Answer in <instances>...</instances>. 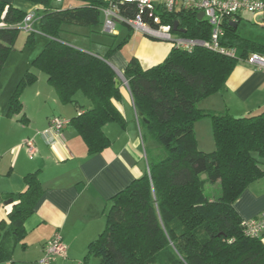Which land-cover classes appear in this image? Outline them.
<instances>
[{
  "label": "trees",
  "instance_id": "obj_1",
  "mask_svg": "<svg viewBox=\"0 0 264 264\" xmlns=\"http://www.w3.org/2000/svg\"><path fill=\"white\" fill-rule=\"evenodd\" d=\"M74 1L77 4L63 7V0H0V78L14 51L18 27L29 13L15 3L39 6L31 11V30L23 29L27 46L35 45L36 35L45 38L31 66L46 76L62 103L78 109L70 124L95 154L109 143L103 126L123 121L115 105L121 81L117 86V73L107 62L116 48L100 55L74 47L63 37L70 27L98 33L108 0ZM126 7L133 10V4ZM161 16L164 24L178 22L184 30L177 32L181 36L209 39V25L195 11L178 9ZM224 33L221 43L235 48L234 56L172 46L162 62L145 69L136 57L128 59L122 77L140 127L152 143L146 149L147 172L110 199L104 229L89 243L86 258L95 255L100 264H264L262 236H246L234 208L247 185L264 176V111L235 117L198 107L224 87L238 62L264 51L263 44L238 34L230 22L224 24ZM133 34L127 26L123 42ZM35 81L36 74L26 70L10 95L7 116L21 113L22 90ZM78 93L88 105L78 103ZM205 117L211 119L215 145L210 153L198 149L194 134V124ZM24 183L25 189L9 198L0 261L10 258L24 236V222L43 193L37 172L26 174ZM206 183L218 184L219 193L207 195Z\"/></svg>",
  "mask_w": 264,
  "mask_h": 264
},
{
  "label": "crops",
  "instance_id": "obj_2",
  "mask_svg": "<svg viewBox=\"0 0 264 264\" xmlns=\"http://www.w3.org/2000/svg\"><path fill=\"white\" fill-rule=\"evenodd\" d=\"M15 5L26 12L40 8L28 2H16ZM244 15H248L254 25L264 28L247 13L238 16L236 27ZM121 27L123 29V26L118 28ZM133 35L148 55L144 59L135 53L144 69L159 62L170 50L156 39L149 37L150 40L141 33ZM245 38L264 45L262 38ZM260 53L264 54V51ZM32 59L24 61V66L17 62L9 72L4 68L0 78V233L1 226L8 223L11 208V203L5 202L25 189L26 174L37 172L43 193L24 222V236L14 245L10 258L0 264H38L44 243L55 232L60 233L66 254L47 264H100L95 255L86 258L88 245L104 229L110 199L147 172L149 137L140 127L128 87L120 82V100L115 105L123 121L103 126V133L109 139L104 149L90 154L76 127L70 124L55 145H47L41 138H35V150L29 154L23 142L44 130L51 117L70 120L78 114L73 104L60 101L46 76L36 70V81L22 90L21 113L15 117L7 116L10 95L25 71L31 69ZM128 59L127 54L118 52L107 58L119 80ZM77 101L82 106L88 105L81 96H77ZM198 107L214 113L228 112L235 117L264 111V72L238 62L224 87L202 100ZM210 125V118L194 124L198 142L199 137L203 138V127H209L210 135ZM212 141L207 140L206 146H212ZM234 208L242 220L255 217L264 209V176L247 185ZM262 241L264 243V235Z\"/></svg>",
  "mask_w": 264,
  "mask_h": 264
},
{
  "label": "built area",
  "instance_id": "obj_3",
  "mask_svg": "<svg viewBox=\"0 0 264 264\" xmlns=\"http://www.w3.org/2000/svg\"><path fill=\"white\" fill-rule=\"evenodd\" d=\"M60 1V0H58ZM126 3L133 4V10L126 7ZM192 10L203 12V18L209 25V39L190 38L173 31V26L162 23V14H170L175 10ZM102 30L107 34H116L120 24L127 25L134 33H141L150 38L166 41L176 48L192 50L204 47L226 56H234L235 48L221 43L224 37V24H234L241 13L250 14L255 22L264 25V0H108L101 10ZM32 12L27 13L23 29L31 30L34 20ZM243 62L254 69L264 72V54L252 53ZM127 87L126 81L120 77ZM70 125V120L61 116L50 118L47 127L36 133L47 145H55L60 140L64 130ZM35 136L26 139L23 147L29 154L35 150ZM243 233L256 238L264 235V209L255 217L242 220ZM66 254V246L59 232L47 240L42 248V256L38 264H47Z\"/></svg>",
  "mask_w": 264,
  "mask_h": 264
},
{
  "label": "rangeland",
  "instance_id": "obj_4",
  "mask_svg": "<svg viewBox=\"0 0 264 264\" xmlns=\"http://www.w3.org/2000/svg\"><path fill=\"white\" fill-rule=\"evenodd\" d=\"M77 4L76 1L74 0H63L62 2V6L63 7H67L68 5H75ZM20 31L18 33V37L16 39V42L14 44V51L11 54L10 60L7 63L6 67L4 70H6L5 72H9V68L12 66H14V64H16L18 62V64L20 62H22V66H24V63L26 62L27 59H31L32 57H35V55H37L39 53V51L41 50V48L43 47V44L45 43V41L43 42L44 37L41 35H36L35 37V45L34 46H27L26 45V37L27 34L23 31V25L20 24L19 27ZM122 27L119 30V35L117 36H113V35H107L102 33V28H99V32L98 33H87L86 30L83 29H79L76 27H70L68 30V32L66 34H64V38L68 41L71 42V45H73L74 47H78L80 49L83 50H89L95 53H99L100 55H104L105 52L108 50V48H110L111 46L116 48L115 52L118 53H123V54H127L128 57L130 58L131 56L135 57V53H138L141 55V57H143L144 59L147 58L148 55H146L145 51L146 49L141 46L142 44H140L138 41H135V37L134 35L130 36L128 38V40L126 42H123V40L125 39L126 35H127V25L123 24V29ZM237 33L240 34L243 37H253L255 39H264V28L254 25L250 20H249V16L248 15H244L242 20L239 22V25L237 27ZM143 35V34H142ZM145 38L150 39L149 37L143 35ZM152 40V39H150ZM156 42L165 44L170 50L168 51L167 54H165V56H163V58L157 62L160 63L162 62L167 55L170 53L172 46L170 43H166L164 41H159V40H155ZM123 42V43H122ZM122 43V44H121ZM120 44V46H118ZM25 61V62H24ZM143 65L142 62H139ZM157 63H155L154 65H157ZM17 65V64H16ZM153 65V66H154ZM11 67V68H12ZM143 67V66H142ZM145 67V66H144ZM146 67H151V66H146ZM145 67V68H146ZM31 72H37L35 69H33L31 67L30 69ZM5 73L3 75V80L5 79ZM77 96H82V94L78 93ZM199 106V104H198ZM207 119H209V117H205ZM211 121V119H210ZM204 122V121H203ZM203 122L201 124H203ZM206 122V121H205ZM210 129H211V125H210ZM209 127H203L202 128V132L201 135L202 137H199V142L196 136V132L194 129V134L197 140V145H198V149L205 152V153H210L212 151H214L215 149V145H213L214 140L212 139V129L210 131V135H209ZM207 140H213L212 142V146L207 147L206 146V141ZM202 144V146L200 144ZM152 143L149 140L146 147L147 148H151ZM156 152H154L155 154ZM219 185H214L211 183H206L205 185V193L207 195H216L217 193H219Z\"/></svg>",
  "mask_w": 264,
  "mask_h": 264
},
{
  "label": "water",
  "instance_id": "obj_5",
  "mask_svg": "<svg viewBox=\"0 0 264 264\" xmlns=\"http://www.w3.org/2000/svg\"><path fill=\"white\" fill-rule=\"evenodd\" d=\"M203 18V12H199L198 13V19L199 20H201ZM233 27L234 28H236V24H233ZM173 31H175V32H183L184 30H182V29H180L179 27H178V22H175L174 24H173ZM116 83H117V86H119V78L118 79H116ZM201 178L202 179H205L206 178V175L205 174H203L202 176H201ZM9 203H11V200H7L6 202H5V204H9Z\"/></svg>",
  "mask_w": 264,
  "mask_h": 264
}]
</instances>
